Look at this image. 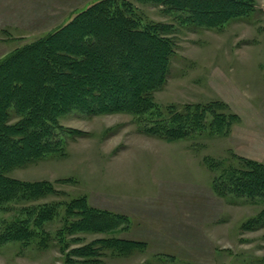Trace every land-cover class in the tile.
<instances>
[{
  "label": "rangeland",
  "instance_id": "rangeland-1",
  "mask_svg": "<svg viewBox=\"0 0 264 264\" xmlns=\"http://www.w3.org/2000/svg\"><path fill=\"white\" fill-rule=\"evenodd\" d=\"M97 1L0 0V59ZM119 1L138 21L174 28L176 49L165 84L152 94L155 104L179 112L186 105L224 103L239 121L223 135L205 129L166 141L140 133L137 118L128 114H66L60 124L85 136L67 140L63 154L7 174L22 182L47 181L55 192L12 202L0 212L1 232L5 222L27 218L23 208L58 205L57 218L43 227L52 237L1 246L0 264H264V228L250 222L264 201L218 196L212 181L219 172L206 161L234 164L233 154L264 163V0H254L248 15L213 29L184 27L178 13L152 3ZM80 198L120 216L118 228L65 233L64 205ZM98 239L136 244L128 252L101 251L91 260L71 256V249Z\"/></svg>",
  "mask_w": 264,
  "mask_h": 264
},
{
  "label": "trees",
  "instance_id": "trees-1",
  "mask_svg": "<svg viewBox=\"0 0 264 264\" xmlns=\"http://www.w3.org/2000/svg\"><path fill=\"white\" fill-rule=\"evenodd\" d=\"M180 15V25L213 29L246 16L254 0H136ZM170 24L137 20L119 0H98L76 13L47 36L19 47L0 59V212L12 202L32 201L54 193L47 181L22 182L7 174L49 155L63 154L67 140L85 133L59 119L70 112L88 117L128 114L148 136L178 141L208 129L217 136L239 121L226 105H186L182 111L161 109L152 94L166 82L175 53ZM208 117L211 121L207 124ZM233 163L206 159L217 168L213 192L264 201V163L235 156ZM224 165H227L224 167ZM235 166V167H233ZM27 218L4 223L0 247L8 243L44 242L43 230L59 214V206L23 208ZM67 234H100L116 230L121 217L90 207L85 198L64 205ZM264 228V209L250 221ZM249 222V223H250ZM58 237V236H57ZM134 241L98 239L70 250L91 260L101 251L128 252ZM43 245H46L44 243Z\"/></svg>",
  "mask_w": 264,
  "mask_h": 264
}]
</instances>
